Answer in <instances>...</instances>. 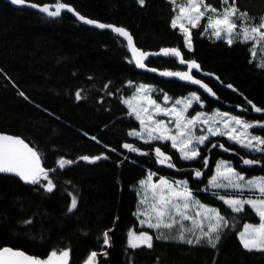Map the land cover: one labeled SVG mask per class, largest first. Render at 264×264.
Segmentation results:
<instances>
[{
    "label": "trees",
    "instance_id": "trees-1",
    "mask_svg": "<svg viewBox=\"0 0 264 264\" xmlns=\"http://www.w3.org/2000/svg\"><path fill=\"white\" fill-rule=\"evenodd\" d=\"M30 2L44 5L57 0ZM59 2L87 18L128 30L142 51L179 49L186 61H195L202 71L218 77L219 81L191 73L207 83L218 100L186 82L140 71L125 40L116 33L80 24L69 12L53 18L0 0V132L19 136L32 147L48 173L38 184L0 174V249H21L40 260L53 251H67L68 264H83L92 252L106 249L103 234L117 219L111 254L99 264H264V251L247 250L238 239L246 222H259L257 216L231 212L219 194L207 187L219 158L233 161L246 177L264 175V171H247L236 157L217 149L209 154L207 172L197 178L190 170L172 171L151 155H128L122 148L124 143H135L146 151L159 147L172 156L178 168L198 170L204 167L214 141L234 148L235 143L216 136L200 148L199 157L184 160L168 143L143 144L129 135L139 124L123 101L144 83L155 87L152 95L157 100L164 94L179 98L197 93L205 104L203 111H227L251 121L253 118L237 109L246 106L245 100L264 108V68L252 60L250 44L238 40L229 46L222 39L211 40L201 34L203 20L200 27L191 29L189 51L179 29L171 27L175 11L169 0H145L143 7L136 0ZM205 2L217 9L224 6L222 0ZM235 4L255 23L264 18V0H235ZM145 64L169 72L187 70L172 56H152ZM77 91L83 97L79 101ZM256 119L264 121V116ZM259 132L264 139V129ZM101 155L106 158L95 163L81 159ZM261 157L264 160V155ZM61 159L72 163L61 169ZM149 172L185 181L200 202L221 210L228 226L219 234L215 248L156 238L151 247L128 246V231H139L135 187ZM48 180L54 185L51 192L46 191ZM73 196L77 207L69 212ZM248 212L252 210L246 206Z\"/></svg>",
    "mask_w": 264,
    "mask_h": 264
},
{
    "label": "snow or ice",
    "instance_id": "snow-or-ice-1",
    "mask_svg": "<svg viewBox=\"0 0 264 264\" xmlns=\"http://www.w3.org/2000/svg\"><path fill=\"white\" fill-rule=\"evenodd\" d=\"M136 2L141 7L145 4V0H136ZM169 2L175 8H178L177 15L171 20V27L173 29L179 28L180 33L183 35L184 46L189 51L192 50V33L190 29L200 27L201 20L206 21L202 35L208 34L216 40L223 39L229 46L237 39L240 43L250 44V54L253 59L256 58L257 48H264V18L259 24L249 25L246 20L247 13H242L241 15L245 19H241L238 24L237 20L234 19L237 13L235 0H232L231 4H229V0H222L225 5L222 11L207 4L205 0H187V3L179 5L176 4V0H169ZM11 3L18 6L38 8L40 12L47 14L49 17L60 16L62 10H67L73 12L77 19L84 24L93 25L100 29L110 28L111 32L118 34L119 37L127 41L128 48L132 51L134 57H137V67H146L142 62V58H146V54L138 52L133 45L131 35L123 28L104 25L79 16L72 7L59 2V0L55 3L54 10L48 5L41 6L30 3V0H11ZM175 8L173 9L174 11ZM208 13L213 15H207ZM162 53L164 56L179 58L180 64L187 63L189 71L161 72L160 75L174 76L192 84H199L210 91L190 74L192 69L199 71V65L195 61H185L181 51L178 49H164ZM258 67L264 68V63L258 64ZM148 70L154 71V69ZM150 91L149 87L141 85L137 89V95L133 97V100L126 99L123 101L130 109L129 114L135 115L142 129H144L147 135L145 143H150L153 140H160L161 142L171 141L172 148L176 149L180 153V158L184 160L199 157L200 151L196 145H205L211 136H224L233 143L250 151H264V139L249 133V129L256 127V125L221 113L216 115L221 116L222 120H217L215 117H206L202 113L188 117L185 113L192 107L193 101L199 102L198 96L194 94L190 98L175 100V105H180V108L175 106L163 108L147 95ZM75 98L77 101L83 98L80 91L76 92ZM134 100H143L147 106L134 104ZM168 101L169 97L165 95L164 103L167 104ZM255 111L262 110L255 108ZM144 113H147V115H144ZM158 115L169 117L168 122L155 120L154 117ZM221 123L223 127L216 126ZM201 124L204 125V128H201L200 134L196 135L193 130ZM169 125H174V128L169 127ZM129 135L143 138L144 133L130 132ZM216 146L215 144L212 145V147ZM123 147L129 151H138L131 144L126 143ZM219 147L223 148L224 146L219 145ZM225 150L227 151L228 149ZM155 153L159 163L167 164L168 167L173 166L169 162L170 157L164 155L160 148H156ZM105 158L101 155L94 158L85 156L81 159L89 163H95L97 160ZM71 163V161L61 159L58 161V166L63 169L67 164ZM204 163L207 165V159L204 160ZM243 163L245 165H253L259 163V161L245 159ZM0 173L14 174L20 180L29 184H38L42 178H48L47 171L41 167L40 157L37 152L25 144L23 140L7 135H0ZM196 176L199 178L201 173L197 171ZM209 186L213 188H231L239 192L248 189L259 193L257 198H224L223 196H218V198L233 213L244 211L245 206L256 212L260 218L259 225L245 224L243 231L240 233V241L247 250L255 248L258 251H264V178L245 181L243 175L238 174L230 165L221 161L216 166L215 174L210 179ZM53 188L52 181L48 180L46 191L51 192ZM141 188L143 189V194L139 203L142 206V210L137 215L144 217L140 221L142 226L146 225L148 228L159 230L162 228L172 229L175 225H181L179 236L177 237L181 242L189 245L193 243L200 244L201 240L206 238L208 245L213 248L216 247L217 242L220 240L219 233L228 226V220L221 210L194 200L193 194L185 181L170 182L165 178H161L157 183H153L150 175L147 180L141 182ZM76 207L77 199L73 196L68 211L72 212ZM193 212L194 215H192ZM189 220H191L193 227H183L182 222ZM25 223H31V221H25ZM205 224H207L206 230ZM196 229L200 230L199 235L196 234ZM185 232H191L195 236V240L186 239ZM128 236L129 247L136 248L140 244H146L148 247L152 246V237L147 233L136 235L130 231ZM103 244L105 247L110 245V237L107 232L103 234ZM68 256L69 253L67 251L60 253L53 251L46 260H40L29 257L21 251L4 248L0 250V264H67ZM85 264H97V253L92 252L86 258Z\"/></svg>",
    "mask_w": 264,
    "mask_h": 264
},
{
    "label": "rangeland",
    "instance_id": "rangeland-1",
    "mask_svg": "<svg viewBox=\"0 0 264 264\" xmlns=\"http://www.w3.org/2000/svg\"><path fill=\"white\" fill-rule=\"evenodd\" d=\"M182 3H187V0H176V4L177 5H179V4H182ZM225 7V5L223 6V8ZM174 8H175V6H174ZM223 8L222 9H218V10H223ZM177 13H178V8H175V15H174V17L177 15ZM242 12H240V11H238L237 10V13H236V16L234 17V19H236L237 20V23L239 24L240 23V21H241V19H245L244 17H242ZM207 15H213L212 13H208ZM173 17V18H174ZM246 20H247V23L249 24V25H256V24H259L260 22H258V23H255V22H253L252 21V19H250L248 16H247V18H246ZM178 23H180V21H178ZM203 23V20H201L200 21V24H202ZM206 24V21L204 22V25ZM190 27V26H189ZM179 29V28H178ZM192 29V28H191ZM190 29V30H191ZM206 37H208V38H210L211 40H216V39H214V38H212V37H210V35H208V34H204ZM223 40V39H222ZM235 41H238V39L237 40H235ZM234 41V42H235ZM252 60L256 63V64H260V63H264V48H257V55H256V58L255 59H253L252 58ZM141 85H144V86H147V87H149L150 89H151V91L147 94L148 96H150L151 97V99H153V100H155L157 103H159L160 105H161V107H163V108H170V107H173V106H175V107H177V108H180L181 106L180 105H175V100H177V99H180V100H183V99H185V98H190V97H192L194 94L196 95V96H198L199 97V102H196V101H193V103H192V107L191 108H189L188 109V111L185 113V115L186 116H188V117H191V116H194V115H196L197 113H202V114H204L206 117H215L217 120H222V117L221 116H217L216 114L217 113H221V114H228V116H232V117H236V118H239V119H241V120H243V121H245V122H248V123H252V124H254V125H256V126H260V124L259 123H257V122H253V121H250V120H246L245 118H243V117H241V116H239V115H236V114H233V113H230V112H227V111H221V110H214L213 112H210V113H207V112H205V111H203V108H204V102L203 101H201V99H200V96L197 94V93H189V94H187L186 96H183V97H179V98H174V97H172V96H170V95H168V94H164V95H162V96H160V98L157 100L153 95H152V93H153V91L155 90V87L154 86H152V85H149V84H144V83H142V84H139L138 86H137V89L139 88V86H141ZM137 89H136V91H135V93L131 96V97H129L127 100H133V97H135L136 95H137ZM165 95H167L168 97H169V101H168V103L167 104H165L164 103V97H165ZM134 102V104H144V101L143 100H134L133 101ZM201 105H203V106H201ZM127 106V105H126ZM144 106H147L146 104H144ZM195 106H197V107H199V108H195ZM127 109H128V112H130V109H129V107L127 106ZM144 115H147V113H144ZM134 118H135V120L138 122V124H139V127L136 129V130H133V131H130V132H141V133H144V135H143V138H137V137H134V136H131L130 135V137L131 138H133V139H136L137 141H139V142H141V143H143V144H148V143H145L144 141L147 139V135H146V133L144 132V129H142V127H141V125H140V123H139V121L136 119V117H135V115H132ZM154 119L155 120H163V121H165V123H167L168 122V120H169V117H166V116H161V115H158V116H155L154 117ZM217 127H223V124L221 123V124H218V125H216ZM169 127H173L174 128V125H169ZM201 128H204V125H198L196 128H194V133L196 134V135H199L200 134V129ZM254 129L253 128H251V129H249V133L251 134V135H255V136H258V135H256L255 133H254V131H253ZM205 131H206V129H205ZM212 137H216V136H211L210 138H212ZM221 137H224V136H221ZM260 137V136H259ZM209 138V139H210ZM226 138V137H225ZM261 138V137H260ZM227 139V138H226ZM209 141V140H208ZM208 141H206V143L208 142ZM230 141V140H229ZM153 142H160V143H168L169 144V146L172 148V145H171V141H164V142H161L160 140H153V141H151L150 143H153ZM231 143H233L232 141H230ZM205 143V144H206ZM238 145V144H237ZM204 145H196V147L200 150V148L201 147H203ZM240 146V145H239ZM243 148V147H242ZM172 149H174V148H172ZM244 149H247V148H244ZM176 150V149H175ZM247 150H249V149H247ZM177 151V150H176ZM250 151V150H249ZM178 152V151H177ZM250 152H256V151H250ZM179 153V152H178ZM180 154V153H179ZM191 160H193V159H191ZM221 161H223V162H225V163H227L228 165H230L238 174H240V175H243L244 177H245V181H247V180H256V179H260V178H264V176H262V175H260V176H254V177H246L244 174H242V173H240V172H238L233 166H232V164L230 163V162H228V161H224V160H220V161H218V162H221ZM218 164V163H217ZM217 164H216V166H217ZM216 166H215V168H214V173H213V175L208 179V181H207V187H208V189H210L209 191L211 192V193H217V194H219L218 196H223L224 198H243V199H247V198H257L258 196H259V193L258 192H256L255 190H248V189H245L243 192H239V191H236L235 189H231V188H223V187H221V188H213V187H210L209 186V181H210V179L214 176V174H215V170H216ZM151 175V177H152V182L153 183H157L161 178H165V179H167V180H169L170 182H174V181H181V180H171V179H169V178H166V177H157L156 176V174L155 173H153V172H149L147 175H146V177L144 178V179H142L138 184H137V186L135 187V190H136V192H137V194H138V199H139V201H140V199L142 198V194H143V189L141 188V182L142 181H145V180H147V178L149 177ZM183 181V180H182ZM189 190H190V188H189ZM191 191V190H190ZM193 199L194 200H196V201H199L194 195H193ZM200 202V201H199ZM200 203H202V202H200ZM202 204H204V203H202ZM204 205H206V204H204ZM206 206H208V205H206ZM209 207H212V206H209ZM214 208V207H213ZM245 208H246V206H245ZM251 209V208H250ZM142 210V206L140 205V203H138V210H137V213L139 212V211H141ZM252 210V212H248V213H245V210L244 211H242L246 216H248V217H250V216H252V217H254V215L255 216H257V218L259 219V222L258 223H256V222H246L245 224H248V225H252V226H258L259 225V223H260V218H259V216L256 214V212L253 210V209H251ZM192 215H194V212L192 213ZM136 218H137V220H138V229H139V231L137 232V230H134V229H130L129 231H128V233L131 231V232H134L136 235H140L141 233H147L149 236H151L152 237V241H151V243L153 242V238H156V239H160V240H166V241H172V242H181L177 237L179 236V232H180V229H181V225H175L172 229H159V230H157V229H153V228H148L146 225H144V226H142L141 225V220L142 219H144V217H142V216H138V215H136ZM244 224V225H245ZM244 225H243V228H244ZM182 226L183 227H185V228H192L193 227V225H192V222H191V220H189V221H183L182 222ZM206 228H207V224H205V230H206ZM243 228H242V230L238 233V239H239V241H240V233L243 231ZM128 233H127V243H128V241H129V236H128ZM221 233V232H220ZM219 233V234H220ZM196 234L197 235H199L200 234V230L199 229H196ZM185 236H186V239H193V240H195V236L191 233V232H185ZM241 242V241H240ZM137 243H139V242H137ZM181 243H185V242H181ZM187 244V243H186ZM242 244V243H241ZM192 245H208V243H207V239L205 238L204 240H201V242H200V244H195V243H193ZM128 246H129V243H128ZM140 246H147L146 244H140ZM139 246V247H140ZM243 246V245H242ZM252 250H256L255 248H253ZM258 251V250H257ZM46 260V259H45ZM68 261H69V257H68V259H67V264H68Z\"/></svg>",
    "mask_w": 264,
    "mask_h": 264
},
{
    "label": "water",
    "instance_id": "water-1",
    "mask_svg": "<svg viewBox=\"0 0 264 264\" xmlns=\"http://www.w3.org/2000/svg\"><path fill=\"white\" fill-rule=\"evenodd\" d=\"M5 1H6L7 3L11 4V5H12L13 7H15V8L29 9V10L39 11L38 8H33V7H29V6H18V5H14V4L11 3V0H5ZM30 3H32V2H30ZM34 4H35V3H34ZM36 5H39V4H36ZM44 5H48V6H50V7L52 8V10H54V5H55V4H44ZM65 5H67V4H65ZM41 6H42V5H41ZM67 6H70V5H67ZM70 7H72V6H70ZM72 8H73V7H72ZM73 10H74V12H75L76 14H78L79 16H82V17H84V18H87V17L81 15L80 13H78L74 8H73ZM39 12H40V11H39ZM63 12H69V11H67V10H62L61 14H62ZM40 13H42V14H44V15H47V14H45V13H43V12H40ZM69 13H71V14L73 15V17H74V18H75L80 24H83V25H85V26H87V27H90V28H93V29H96V30H99V31H111L110 28L100 29V28H96V27H94L93 25L84 24V23L81 22V20L77 19V16L74 15L73 12H69ZM47 16H48V15H47ZM60 16H61V15H60ZM60 16L53 17V18H58V17H60ZM87 19H89V20H91V21H94V22H97V23H102V24H104V25L118 27V26H116V25H114V24L103 23V22H100V21H97V20H93V19H90V18H87ZM119 28H122V27H119ZM123 29H124V28H123ZM125 30H126V29H125ZM127 31H128V30H127ZM128 32H129V31H128ZM129 34L131 35L130 32H129ZM131 37H132V39H133V45H134L135 48L138 50V52H143V53L146 54V58H142V62H143L144 64H145V61H146L148 58L152 57V56H164L163 53H162V50H164V49H176V48H172V47H166V48L159 49V50H157V51H142V50H140V49L136 46V44H135V40H134V38H133L132 35H131ZM125 42H126V44H127V41H126V40H125ZM128 49H129V48H128ZM178 50H179V49H178ZM129 52H130V54H131V56H132V60H133V62L136 64V58H137V57H134V55H133V53H132V51H131L130 49H129ZM181 53H182V52H181ZM182 56H183V54H182ZM183 58H184V57H183ZM177 59H178V62H179V58H177ZM185 61H186V60H185ZM179 64H180V63H179ZM145 65H146V64H145ZM180 65H181L182 67H187V63H185V64H180ZM136 66H137V65H136ZM138 69H139L140 71H143V72H147V73L155 74V75H157V76H159V77H161V78H164V79H176V80H180V79H178L177 77H174V76H173V77H168V76L160 75L161 72H169V71H164V70H159V69H156V68H151V67H148L147 65H146L145 68H140V67H138ZM148 69H154V71H150V70H148ZM192 70H196V69H192ZM192 70H191V71H192ZM187 71H189L188 68H187ZM196 71H197V70H196ZM198 73L201 74V75H203V76H206V77H212V78H214V79H216V80L219 81V79H218V77H217L216 75L211 74V73H208V72H204V71H202L201 68H200V66H199V71H198ZM190 74H191V73H190ZM194 78H195V77H194ZM195 79L198 80V81H200V82H201L203 85H205L206 88L209 89L210 91L206 90L205 87H201L199 84H192V83L187 82V81H184V80H180V81H183V82H186V83H188V84H190V85L196 86V87L200 88L202 91H204L206 94H208V96H209L212 100H214V101H217V100H218V96L216 95V93L213 91V89H212L207 83H205V82H204L203 80H201V79H198V78H195ZM225 87H226L227 89H229V90L235 92V93H239L238 90H237L235 87L231 86V85H225ZM250 103H251V102H250ZM251 104L254 106V108H257L256 105H254L253 103H251ZM226 105H227V106H230V104H226ZM241 109H242V107L239 106V107H238V110H241ZM262 111H264V109H262ZM0 135H7V136H11V137H13V138H19V139H21L19 136L11 135V134H8V133H3V132H0ZM25 144H26V143H25ZM124 144H126V143H124ZM127 144H131V145H133L136 149H138V151H129V150L125 149L124 147H122L123 150H124L128 155L133 154V155H136V156H145V157L151 155V156L154 157V159L157 161V163H158L159 165H161V166H163V167H165V168H167V169H169V170H172V171H176V172H178V171L190 170V171H195V172L199 171V172L202 174L203 172H205V171L207 170L208 165H209V158H210L209 151H208V154H207V156H206V158H205V159H207L208 163H207V165L204 164V167H203L202 170H198V169H194V168L180 169V168H178V167L176 166V164H175V162H174L172 156H171L169 153L164 152L161 148H160L161 152H162L164 155L170 157V161H169V162H170L173 166H172V167H168L167 164H161V163L158 162V158H157V156H156L155 149H156V148H159V147H156L155 149H153V150H151V151H146V150H143V149H141L140 147H138L135 143H127ZM27 145H28V144H27ZM28 146H29V145H28ZM29 147H30V146H29ZM30 148H32V147H30ZM32 149H33V148H32ZM222 149L225 150L226 148L223 147ZM33 150H34V149H33ZM34 151H35V150H34ZM225 151H226V150H225ZM226 152H228V153H230V154H235V153H236L235 151H231V150H227ZM246 159L252 160V159H250V158H246ZM244 160H245V159H243V161H244ZM254 161H255V160H254ZM40 164H41V163H40ZM243 164H244V163H243ZM254 165H262V163L259 162V163L253 164V165H245V164H244V166H246V167H252V166H254ZM41 167H43L42 164H41ZM43 168H44V167H43ZM44 169H45V168H44ZM45 170H46V169H45ZM46 171H47V170H46ZM0 174L7 175V176H13V177H16V178H18V179L20 180V178L17 177V176H15L14 174H10V173H0ZM20 181H22V180H20ZM22 182H23V181H22ZM24 183H25V182H24ZM116 226H117V219H116V221H115V223H114V227H113L111 230L107 231V233H108V235H109V237H110V245L107 246L105 250H102V251H100V252H96V253H97V264H99L101 258H107V257L110 256V254H111V250H112V234H113V231L115 230ZM4 248H9V249H11V250H18V251H21V252H23L24 254L28 255L29 257L37 258L36 256H34V255H32V254H29V253H27V252L24 251V250H21V249H15V248H12V247H3V248H1L0 250H2V249H4ZM83 264H85V262H84ZM154 264H159V263H154Z\"/></svg>",
    "mask_w": 264,
    "mask_h": 264
},
{
    "label": "flooded vegetation",
    "instance_id": "flooded-vegetation-1",
    "mask_svg": "<svg viewBox=\"0 0 264 264\" xmlns=\"http://www.w3.org/2000/svg\"><path fill=\"white\" fill-rule=\"evenodd\" d=\"M187 68V67H186ZM185 71H187L186 69L184 70V72ZM192 71H196V70H192ZM192 71H191V73H192ZM197 73H198V71H196ZM199 74V73H198ZM199 75H201V74H199ZM201 76H203V75H201ZM204 77H206V76H204ZM199 79V78H198ZM253 103L252 101H249V100H245V105L246 106H243L242 107V109L241 110H238V111H240L241 113H244V114H246L247 116H249L250 118H253L251 121H253V122H257V123H259L260 124V126H256V127H254L253 129V131H254V133L256 134V135H258V136H260L261 138H262V136H261V133L259 132V130L260 129H264V126H261V125H264V121H261V120H258V119H256V120H254V118H260V117H262V116H264V111H255V108H254V106L251 104V103ZM254 104V103H253ZM255 105V104H254ZM257 106V105H256ZM227 107H230V108H232V106H227ZM257 108H259V109H264V108H262V107H259V106H257ZM237 109H238V107H237ZM263 139V138H262ZM211 140V138L209 139V141ZM208 141V142H209ZM217 145L216 147H212V145ZM219 145H223L224 146V148H226V149H228V150H231V151H235L236 153L235 154H230V153H228V152H226L225 150H223L221 147H219ZM239 146V145H238ZM236 144H235V146H234V148H230V147H227L223 142H221V141H214L212 144H211V149H209L208 151H209V154L212 152V151H215V150H220V151H222V152H224V153H227V154H229V155H232V156H234V157H236V159L238 160V165L240 166V167H242V168H244V169H246L247 171H251V172H254L255 170H257V168H259V169H261L262 171H264V160H262V155H264V151H262V152H250L249 150H247V149H244V148H242V147H238ZM208 151H207V154H208ZM255 153V154H254ZM251 154H254V155H256V161H259V162H261L262 163V165H254V166H252V167H246V166H244V164H243V159H246L247 157L248 158H250V159H252V160H254V158H252L251 157ZM220 160H224V161H228V162H230L231 164H232V166L236 169V167H235V163L233 162V161H231V160H227V159H222V158H219L218 160H216V162H215V164H214V167H213V173H214V168H215V166H216V164L218 163V161H220ZM209 163H210V160H209ZM205 164V163H204ZM242 165V166H241ZM208 167H209V165H208ZM203 169V168H202ZM201 169V170H202ZM207 170H208V168H207ZM207 170L205 171V172H207ZM237 170V169H236ZM238 171V170H237ZM194 174L196 173L195 171H192ZM205 172H203L202 174H201V176L205 173ZM239 172V171H238ZM213 173H212V175H213ZM240 173H242V172H240ZM242 174H244V175H246V173H242ZM262 175V174H261ZM200 176V177H201ZM255 176H260V175H255ZM262 176H264V175H262ZM252 177H254V176H252Z\"/></svg>",
    "mask_w": 264,
    "mask_h": 264
},
{
    "label": "bare ground",
    "instance_id": "bare-ground-1",
    "mask_svg": "<svg viewBox=\"0 0 264 264\" xmlns=\"http://www.w3.org/2000/svg\"><path fill=\"white\" fill-rule=\"evenodd\" d=\"M255 154V153H254ZM248 158V157H247ZM255 160V159H254ZM256 161V160H255ZM262 162V161H261ZM242 166V165H241Z\"/></svg>",
    "mask_w": 264,
    "mask_h": 264
}]
</instances>
